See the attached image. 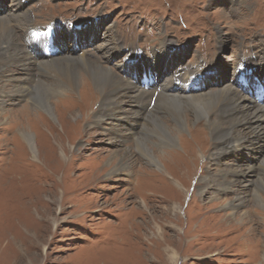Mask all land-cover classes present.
Returning <instances> with one entry per match:
<instances>
[{"label": "rangeland", "instance_id": "374dc122", "mask_svg": "<svg viewBox=\"0 0 264 264\" xmlns=\"http://www.w3.org/2000/svg\"><path fill=\"white\" fill-rule=\"evenodd\" d=\"M0 1L3 8L8 0ZM235 1L238 4L234 0H17V10L28 12L31 22L11 29L14 34L10 30L23 51L18 54L22 64L3 63L1 67L5 71H0L3 75L0 78V264H264L263 189L259 192L260 199L252 196L255 190L261 189L256 181L264 184V130L260 128L263 124L253 131L245 126L249 121H244L236 127L243 136L239 142L232 138L224 139L222 144L212 142L204 132L207 120H192L189 134H181L183 138L179 140L186 155L178 147L174 148L178 155H169V150L162 149L160 138L145 128L147 121L149 124L155 119L162 120L170 129L176 127L174 118L162 107L166 104L159 100L160 93L176 96L172 102L186 106L189 97L201 96L190 93L192 90H204L191 88L202 82L190 83L199 79L207 86L218 83L214 66L221 58L226 60L225 67L239 70L233 82L238 93L264 104V75L249 69L264 70V0ZM10 22L13 28L15 24ZM100 22L108 31L104 35L108 41L105 46L112 42L113 35L121 45L118 50L113 44L109 47L114 57L109 63L100 56L95 57L106 55L104 50L95 53V47L88 46L86 64L111 69L125 82L140 83L145 89L142 92H152L148 101L141 98L133 102V94L113 86L111 99L116 93L117 103L130 114V119L118 125L113 120L102 119L100 99L83 107L72 90L55 94L56 87L63 83L57 78L58 72L54 70L53 78L48 77L44 68L32 63L36 58L43 59L37 62L44 63L62 56L54 51L56 46L60 47V38L56 43L50 26L58 30L59 25L61 36L66 38L65 28L74 27L75 23ZM33 34L37 39H44L41 48H37V41L28 42ZM165 37L185 50L177 66L174 62L177 56L170 62L167 52L160 48ZM86 44L78 43L70 50L78 53ZM67 47L68 44L62 49ZM158 49L165 58L154 54ZM124 50L133 52L130 60ZM49 54L55 56H44ZM2 56L6 58L5 53H0L3 60ZM143 58L149 59L148 67ZM164 59L166 62L161 64L159 61ZM78 66L74 68L83 72L84 67ZM170 67L175 70L170 71ZM187 67L198 70L203 77L192 76L191 69L186 76ZM126 69L139 73L129 78L127 73L131 71ZM155 75L162 76L157 86L152 87L156 84ZM24 78L31 85L38 83L36 87L49 94L51 103L59 101L53 107L56 118L58 115L60 119L57 123L46 122L47 118L38 110L33 112L30 94L21 97L13 90ZM230 78L231 74L227 75L226 79L231 81ZM164 83L171 88V93L160 90L158 85L164 86ZM218 89L209 87L206 92H220ZM34 90L31 88V93ZM138 106L146 109L140 112ZM235 106L232 108L236 109ZM215 113L210 111L211 118L221 117ZM193 114L192 109H184L189 121ZM28 119L33 120L32 125ZM60 122L69 132L63 136L59 135ZM251 125L255 127V123ZM113 126L121 133L129 132L131 138L117 139ZM20 130L34 137L33 151L24 144L23 138L17 137ZM138 139L145 140L154 154L164 151V158H159L162 171L154 170L147 157L137 151ZM56 143L63 147L64 158ZM218 145L220 156L216 154ZM117 151L128 152L132 162L114 174L113 168L119 163L111 155ZM255 155L259 158L258 164L254 172L248 173L247 167L254 166L249 159L255 162ZM222 170L243 172L236 178L225 174L230 183L214 181L202 193V185L206 183L201 184L200 179L210 174L218 180Z\"/></svg>", "mask_w": 264, "mask_h": 264}, {"label": "bare ground", "instance_id": "6f19581e", "mask_svg": "<svg viewBox=\"0 0 264 264\" xmlns=\"http://www.w3.org/2000/svg\"><path fill=\"white\" fill-rule=\"evenodd\" d=\"M234 3L238 4V1L234 0ZM17 4H19V3H17V0H8L6 2V5L3 8L0 7V51H1L0 53H5V55H6V58H5L6 60L3 58V56H2L3 60L0 59V71L3 70V72L5 71L4 68L1 67V66H4V65H1L3 63H16L18 65L22 64V58L19 57L18 54H22L23 51H22V49L20 47L17 46V43H16L17 41L15 39V36L13 35L14 34L13 30H14V28H18L19 29L23 25L25 26V24H29L31 22L29 13L26 12V11L23 12L21 10H17ZM14 13H17V15H15L13 17ZM3 15H5V16H3ZM11 20L15 24L13 28L12 27L10 28V26L12 24L10 22ZM54 24H56V23H54ZM32 27H30V29H32ZM90 27H93L94 29L91 30ZM11 29H13V30H11ZM49 29H50V32L52 34V37H56V41H55L56 43H57L58 38H60V41H59L60 47L56 46V49L54 51H55L56 54L57 53L58 54L61 53L59 55H62V56H61V58L53 59L52 57L55 56L54 54L44 55L46 57H50L51 56L50 58H52V60H51L52 62L51 61H49V62L46 61L44 63L43 62H37V60L40 61V60H43V59L36 58V60L34 62H32V63L34 64L35 67L41 66V68H44L43 71L47 74L48 77L50 76V77L53 78L52 71L55 70V72H58V75H60V77H57V78L63 80L62 81L63 83L61 84V86H57V87L55 86L56 87V90L54 92L55 94H59L60 95L61 93H63L65 91V89L72 90V93L76 94L77 97H79L80 103L83 104L82 105L83 107L90 106V104L96 103L97 100L100 99V105L102 107H100V106H98V107L103 112L102 114L100 113V116L102 117V119L107 118V120H111V122L113 120L114 122H116L117 125H118V123L120 121H126V120L130 119V114L128 112H126V110H124L122 108V105H119V103H117L118 96L116 95V93L113 95V99H111L110 95H112L114 93V90H115V89H113V86H116L118 91L121 90L123 92L125 91V92H128L130 94H133L134 95L133 96V102H137V101L139 102V100L141 98H144V101H148V99L150 98L149 94L152 93V92H150V91H149L150 93L142 92V90H145V89L143 88V86L140 85V83H138L137 85H133V83L131 84L129 82H125L122 78L119 79L117 77V73L115 75L112 71H110L111 69L109 70V69H106V68H103V67L99 68V67L93 66L92 62H90L92 64H86L87 63V56H86L87 55V53H86L87 49L86 48L88 46L95 47V53L104 50V53L106 55L100 54V55H95V57L96 56H100L101 58H103L105 60L106 63H109V62H112L113 59H114L112 54L109 53V47L114 45V48L116 50H118L120 45H121L119 43L118 38L113 35L112 36L113 39L111 38L112 42H110V44L108 43L107 46H105V44L108 41H106V37L104 35H105V33H108V31H106V28H104L102 22H100L98 24H95V25L93 23H91L89 25L88 24L82 25L80 23H75L74 27L65 28L66 38H63L61 36L60 30H59V25H58V30H56V28H54L53 26H50ZM10 30L12 31L13 34L11 33ZM108 30L111 31V28H109ZM87 33H89V35H87ZM110 33L112 34V31ZM43 40L44 39H42V38H39V39L35 38L34 34H33L30 37L28 42L37 41L36 45H39L37 48H41L42 47L41 42L43 43ZM50 40L53 42L52 38H50ZM168 40L165 37L164 40L161 41V47L160 48L163 49L165 52H167L168 56L170 57V62L172 61V59L174 57L177 56V59L174 61L176 63V66H177V64L179 62H182V57H183V53L185 52V50L179 48V46L175 45V43H173L171 41H168ZM78 43L79 44L80 43H87V44L85 45L84 48H82L80 51H78V53L77 52L76 53L75 52H71L72 50H70V49H72V47L76 48ZM66 44H68L67 49H62V47L64 45H66ZM12 45H13V47H12ZM33 45H35V44H33ZM31 47H32V43H31ZM28 50H29V48H28ZM58 50H60V51H58ZM160 50L159 49L155 50L154 54H156L157 56L165 58V55L163 54V52H160ZM44 51H46V50H44ZM124 51L127 54V59H129L132 56V55H130L131 51L130 52H128L126 50H124ZM115 54H116L117 57H119L118 53L115 52ZM131 54H133V52ZM23 55L27 57V55H25V54H23ZM81 55L83 57H81ZM93 57H94V55H93ZM95 57H94V60H95ZM146 59L147 58H145L144 61L146 62V67H148L149 66V59L147 61H146ZM29 60H31V59H29ZM26 61H28V58H26ZM91 61H93V59ZM159 62L162 64V63L166 62V59H164L163 61H159ZM199 62H201V61L199 60ZM217 62L218 63L214 66V71H215L214 78H218L219 79L218 83L216 82L215 85H213V83H212L211 86H207V84L204 83L203 79H199V80H197L196 83H192V84H197V83L202 82L201 85H199V84L197 86H192L191 85V88H201L202 87L204 90H199V89L192 90L190 93H199L201 96H196V97H192V98L189 97L188 102L186 103V106H184L182 103H178V102L173 103L172 101H174V100H171V99H176V96H170L169 94L164 95V94L160 93V98L158 97L159 100H163L162 101V102H164L163 104H166V106L162 105V107L167 111L168 115H170V116H172V118H174V120L176 121V125H175L176 127H173L172 129H170V128L166 127V125L162 122V120L155 119V120H153L152 123H149V124H148V121H147L146 122L147 125H145V128H148V131H150L156 137L160 138V141L159 140L158 141L161 143V146L163 147L162 149L169 150V155H172L174 153L176 155H178L177 151L174 150V148H177V147L181 148L182 151H180V152H183L186 155L185 148H183V146H181L182 143L180 144L179 140H180V138H183V137H181L182 136L181 134H184V135H188L189 134V132L187 130H189L188 128L191 125L190 122L192 120H194V121H199L200 119L201 120L202 119L207 120L206 121L207 128L203 129V130H204V132H206L210 136L212 142H220V143H222L224 139L228 141V140H231L232 138H234L236 141L239 142V140L243 136L241 135V130L236 128V127L239 124H242V122H244V121H249V123L245 124V126H247L246 127L247 129H251L253 131H257L256 129L259 128V126H260L259 124L262 123L263 126H261L260 128L264 130V115H263L264 114V104L254 101L253 98L248 97L246 94H245V97H244V94H243V96H241L238 93L240 91L237 89L236 85L234 86V83H233L235 78H236V74L238 73L239 70L237 71L234 68L231 69V68L225 67L226 60L223 61L222 58L220 60H218ZM227 62H228L227 65L229 66V61H227ZM75 65H79V66L84 67L83 72L79 71L76 68H74ZM121 67H123V66H121ZM187 68H185L187 70V72H185L186 76L189 74L188 71L191 69V68L190 69L189 68L187 69ZM26 69H30V68L26 67ZM172 69L175 70V68L170 67V71ZM249 69H251V71H253V72L257 71L260 74L264 75V70L263 69H259V67L258 68H250L249 67ZM126 71H131V72L127 73V76L130 78L131 76L136 77L134 73L137 72L138 70L137 71H133V70H130V69H126ZM156 71L161 73L162 70L160 68H156ZM228 71H229V73H228ZM122 72L124 74L125 73V69ZM137 73H139V72H137ZM197 73H199L198 70L191 69L192 76L196 75L198 78L203 77L202 73H199V74H197ZM5 74H6V72H5ZM53 74H55V73H53ZM230 74H231V78H230L231 81L226 79L227 75H230ZM162 75H155L156 84H154L152 87H156L157 86L158 80L160 79V77ZM2 76L3 75L0 72V78H2ZM31 76L32 75H30V77ZM164 82L167 83V80L164 81ZM165 83H164V86L163 85H158L159 88L161 87L160 90L165 92V93H169V92L171 93L172 92L171 88L168 87L167 85H165ZM31 84H33V83H31V82L28 83L26 78H24L23 81H18L16 83V85L13 87V90L16 92V94L20 95L21 97H26V96H28V94H30V97L33 98L32 102L34 103L33 112H34V110H38L45 118H47L46 122H47V120H49V121L51 120V121H56L55 123H57V121L59 119V116L57 115L58 118H56V115L53 112V107L56 106L54 104L59 105L60 104V103H58L59 101L56 102V103H51L52 101H50L51 99H50L49 94L44 92V91H41L39 89L40 87H38V88L36 87V85L38 83L37 84L34 83L35 85H31ZM137 86H139V88H137ZM144 86H146V85H144ZM209 87H219L220 90L219 89L218 90L220 92H216L215 91L214 93H208V92H206V89L209 88ZM31 88H32V91L35 88L34 92H32V93H31ZM84 88H85V90H84ZM123 92H121L122 96H124ZM141 92L143 94V97H141ZM82 93H84L83 97L81 96V95H83ZM1 95H2V92H1ZM0 98H2V96H0ZM168 101H170V102H168ZM244 101L246 102L245 106L243 105ZM105 103H107L108 105H106ZM235 104L237 105V106H235L237 108L233 109L232 106H234ZM169 105L176 106V107H169ZM138 109L140 110V112L141 111L143 112L146 109V107H144V110H143V106H138ZM184 109L188 110V111H191V109H192L194 111V114H193L194 116H193L192 119L190 118L191 119L190 121L188 120V118H186L187 116L185 117ZM211 110L216 112L215 115L217 117H220L219 115H221L220 118H222L224 121L221 120L220 118H216V119L211 118V116H210V111ZM162 111H164V110L162 109ZM32 114L34 115L35 113H32ZM67 116H68V114H67ZM69 118H71V117H69ZM159 119H160V117H159ZM28 120H30V119H28ZM220 121H223L224 123H222ZM30 122H31V120H30ZM37 122H38V120H37ZM16 123H18V122H16ZM32 123H33V120L31 122V125H32ZM252 123H255V127L251 125ZM60 124H61L60 125L61 128H60L59 135L63 136L64 133H67L68 131L67 132L65 131L64 124H62L61 122H60ZM96 125H98V124H96ZM116 126H113V131H114V136H116L117 139H120L121 141H125L124 140L125 137L131 138L132 134H130L129 132H127L125 130H123V133H124L123 134V133H121V131ZM142 126H143V124H142ZM66 127H68V126H66ZM93 129H95V128H93ZM99 131H101V130H99ZM198 132L195 133V138L197 137L196 135H198L197 134ZM78 133L81 134V132H78ZM104 133H106V132H104ZM17 134H18L17 135L18 138H21V139L23 138L22 141L24 142V144L29 146L30 150L33 151V149H35V146H34L35 142L33 141V139H34L33 136H31L30 134L25 133V132H23L21 130ZM90 134H89V136H90ZM93 134L94 133H92V135ZM133 134H135L134 130H133ZM77 135L78 134H76V136ZM184 140H189L191 142V140L189 138H184ZM197 141H198V139H197ZM59 144L60 143H58L56 146H60V148H61V158H64L65 154H64V151H63V147L61 145H59ZM220 145L216 146V154L218 153V148L220 147ZM242 146H244V145H242ZM135 148L137 149V151L141 152L142 155L144 154V156L147 157V159L149 160V164L152 165L155 168L154 170L162 171V162H161V160L159 158H164V153H163L164 151L160 155H157L158 153L154 154L153 151L151 149H149L145 145V140H142V139L141 140L138 139L136 141ZM252 149L253 148H251L250 150H252ZM120 153H121V151H120ZM213 153L214 152L211 153V158L212 159H214V156H215V154H213ZM111 156H112V160L113 161H115V160L117 161V162L115 161V163H119L118 165L116 164V166L113 168V172L112 173H114V174L117 173L120 170H125V168H127L130 165V163L132 162V157L126 151H123V154H119L118 151L117 152H113ZM217 156H220V154L217 155ZM167 157H169V156H167ZM180 157H181V155H180ZM201 157H204V156H201ZM208 157L210 158L209 155L207 156V158ZM258 159L259 158H257L256 155H255V162L252 161L251 159H249L251 162H253L252 164L254 166L247 167V172L248 173L254 172V169H255L256 165L258 164L257 163ZM163 162H164V160H163ZM230 165H228V166H230ZM93 166H95V165H93ZM109 166H111V165H109ZM64 168L66 169L67 166H65ZM123 172H125V171H123ZM242 172L241 171H230V170L224 171V170H222L217 175L219 177L218 180L216 178H214V177H210V174H207L206 176H204V177H202L200 179L202 181L201 184L202 183H206L205 185H202V193L206 192L207 189H209V187L212 185V182H214V181H217V182L218 181H222L224 183H230L225 178V174L230 173L232 178H236L238 176V174L242 173ZM232 182H234V181H232ZM256 185L259 188H261V189L255 190L253 192L252 196L257 197V198L260 199L261 198V194L259 192L262 191V189L264 191V184L263 183H262V185L258 184V182L256 181ZM144 206L145 205H143V207ZM229 207H230V209L234 210L233 206L230 205ZM130 212H132V211H130ZM45 216H47V215H45ZM175 256H176L175 254L172 255L173 261L176 259ZM8 257H9V255H8ZM10 257H11V255H10Z\"/></svg>", "mask_w": 264, "mask_h": 264}]
</instances>
